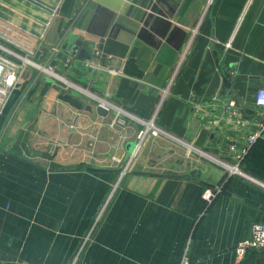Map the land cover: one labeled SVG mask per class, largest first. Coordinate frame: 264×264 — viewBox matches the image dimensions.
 <instances>
[{
	"label": "crops",
	"instance_id": "1",
	"mask_svg": "<svg viewBox=\"0 0 264 264\" xmlns=\"http://www.w3.org/2000/svg\"><path fill=\"white\" fill-rule=\"evenodd\" d=\"M70 33L94 44L91 59L54 70L169 136L133 155L138 124L111 128L113 112L47 78L24 90L21 153L0 156V263L74 264L83 250L77 264H264L261 250L236 256L264 222V136L240 165L257 182L215 162L233 164L264 116V0H63L39 63Z\"/></svg>",
	"mask_w": 264,
	"mask_h": 264
},
{
	"label": "built area",
	"instance_id": "2",
	"mask_svg": "<svg viewBox=\"0 0 264 264\" xmlns=\"http://www.w3.org/2000/svg\"><path fill=\"white\" fill-rule=\"evenodd\" d=\"M62 2L63 0H0V16H6V18L0 22V29L5 31L1 38H3V41L6 44H12L10 41V33L12 32L15 34L16 39H18L16 47L21 51L26 52V54H29V57L22 55L18 56V54H14V52L6 49L5 47H1V49L10 55H14L17 59L19 58V60H21L23 63L34 67L38 70V72L44 74L48 79L50 78L52 80H59L60 82L68 85L67 87L73 89L74 92L83 94L84 90L81 87L71 84L67 80L61 78L54 71V68L48 63L46 65H42L39 62H34L32 60L37 54V49H40L44 43L46 44L45 39L59 13ZM12 13H14V15L18 18H15L14 20L11 19L10 16ZM231 44L232 39L227 44V47L230 48ZM53 51L56 53L58 52L57 48H55ZM40 53H43L42 49L40 50ZM10 66L12 67L13 65L8 60L0 57V82L4 80L6 81V84L8 83V86H12V83L14 84L16 82V74L13 71L11 72ZM108 72L111 75L119 74L117 66H111ZM9 83H11V85H9ZM3 93L5 95L4 89L0 87V106L3 102ZM86 94L91 95L89 92H86ZM254 103L258 108L264 109V88H261L256 92ZM98 107H102L107 111L113 112L114 117L110 125L111 128L124 126L127 123V119L133 120L146 127L145 130L140 131L138 135V144L136 145L133 155L148 137V133H151L154 137H158L159 135L169 136L164 131L159 129L154 124V121L148 123L143 122L113 103L98 99ZM235 107L236 102L231 100L227 106V110L230 111L234 117L237 116V112L234 111ZM259 117L260 121L257 123V127L252 131V133L249 134L246 139V143L243 144L241 149L231 146L230 153L233 164H229L222 160L215 161L217 165L221 166L223 169H225V171L228 172L227 175L238 176L245 180L257 182L251 176L243 173L240 169V165L245 157L249 154L253 145L264 136V116L260 115ZM240 120L241 118L237 119L238 125H241ZM191 150L196 149H192L191 147ZM195 152L198 151L196 150ZM203 156L208 157L207 154H204ZM220 191V187L207 188L204 191L203 199L206 203V206L212 204ZM260 249H264V222L254 223L251 228V238L238 244L236 248L237 260L242 261L250 250ZM183 264L187 263L184 262Z\"/></svg>",
	"mask_w": 264,
	"mask_h": 264
},
{
	"label": "rangeland",
	"instance_id": "3",
	"mask_svg": "<svg viewBox=\"0 0 264 264\" xmlns=\"http://www.w3.org/2000/svg\"><path fill=\"white\" fill-rule=\"evenodd\" d=\"M13 4H14V1H13ZM5 18H6V16H2V17L0 16V22H2ZM10 18L14 20L15 18H18V17L15 16L14 13H12ZM4 33H5V31L3 29H0V57L8 60L13 65L12 67L10 66V68H11V72L13 71L16 74V82L14 83L13 86H7L6 81H4V80H2L0 82V87L3 88L5 91V95L3 97V102L0 106V156L4 153L16 154L15 145L17 144L18 141L16 138L17 137L16 134H14V131L16 130L15 125H16L18 115H19V110H20L19 107L21 105V102H20L21 93H23L24 90H27V89L28 90L34 89L38 83V80L43 81V79L47 78L44 74H42L41 72H38V70L35 69L34 67L27 65L26 63H23L21 60H19V58L17 59L14 55H10L1 49V47H5L6 49L14 52V54H16V55L18 54V56L22 55L25 57H29L28 56L29 54H26V52L21 51L19 48L16 47L18 39H16L15 34H13L12 32L10 33V39H11L10 41L12 44H6L3 41V38H1V36H3ZM14 33H15V31H14ZM41 49L42 48L37 49V54L32 59L34 62H36V61L39 62L38 60L43 59V57H44V59L47 58V55L44 54V52L40 53ZM28 73H30V74L28 75ZM56 73L61 78L67 80L69 83L75 84L76 86L81 87L84 90V93L82 95L86 99H88V101L92 102L93 104L98 106V99H102V100L106 101L105 99L100 97L98 94H96L92 90L91 86H89V85H86V86L78 85V84L74 83L73 81L69 80L64 75L59 74L58 72H56ZM50 80H52V79H50ZM52 81L55 82V85H57L58 87H60L61 89L65 90L67 92L73 91V89L67 87L68 85L60 82L59 80L53 79ZM86 92H89L92 96L86 94ZM126 112H128V111H126ZM138 119L143 121V122H146V123L151 122V121L142 120L140 118H138ZM130 123L138 124L141 127V129L138 131V134H137V144H138V135H139L140 131L145 130L146 127L142 124H139V123H137L133 120H129V119H127V123L122 127H126V125L130 124ZM11 134H13V135L11 136ZM148 136H152V134L148 133ZM159 136H161V135H159ZM112 164H114L117 167L122 166L121 169L119 170V176H120V179H122L125 176V174L127 173V168H125L126 162H123L122 159H118L117 157H115L112 159ZM110 196H111V193H108L106 199L107 198L109 199ZM93 231H94V226L90 231V234H91L90 238L93 234ZM83 247L84 246H82L81 249H83ZM82 251L83 250H81V252ZM79 252L80 251L78 250L76 255L73 257V259H74L73 263L74 264H77V261H78L77 259L79 258Z\"/></svg>",
	"mask_w": 264,
	"mask_h": 264
},
{
	"label": "water",
	"instance_id": "4",
	"mask_svg": "<svg viewBox=\"0 0 264 264\" xmlns=\"http://www.w3.org/2000/svg\"><path fill=\"white\" fill-rule=\"evenodd\" d=\"M57 47L56 60L51 64L55 66L56 61L68 62L69 59L79 60L82 62L90 61L94 49V44L90 41H85L83 37H77L74 33H70ZM97 112L101 116H106L108 111L102 107L97 108ZM134 144L132 145V149ZM15 149L20 154V149L16 146ZM264 253V249H260Z\"/></svg>",
	"mask_w": 264,
	"mask_h": 264
},
{
	"label": "bare ground",
	"instance_id": "5",
	"mask_svg": "<svg viewBox=\"0 0 264 264\" xmlns=\"http://www.w3.org/2000/svg\"><path fill=\"white\" fill-rule=\"evenodd\" d=\"M12 83V82H11ZM11 83H9V85H11ZM7 86H8V83L6 84ZM14 84L12 83V86H13ZM3 95H4V93H3Z\"/></svg>",
	"mask_w": 264,
	"mask_h": 264
}]
</instances>
